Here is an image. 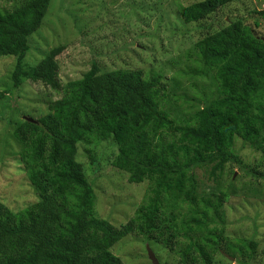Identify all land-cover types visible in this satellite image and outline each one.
Returning <instances> with one entry per match:
<instances>
[{"label": "trees", "instance_id": "obj_1", "mask_svg": "<svg viewBox=\"0 0 264 264\" xmlns=\"http://www.w3.org/2000/svg\"><path fill=\"white\" fill-rule=\"evenodd\" d=\"M235 1L204 0L180 15L186 24L202 22ZM50 2L30 0L0 12V58H16L13 87L25 78L61 92L37 124L23 121L14 132L37 201L19 213L0 204V264H123L111 248L134 233L171 252L178 247L181 264H212L221 246L233 255L240 247L224 238L227 194L200 197L194 170L209 167L215 177L230 165L264 181V173L247 168L235 150L239 140L264 156V36L236 20L195 43L201 68L194 74L210 77L218 95L178 124L160 106L165 87L157 75L102 72L92 64L81 79L61 86L59 48L21 71L27 39ZM253 13L264 25V11ZM104 141L117 147L111 165L128 175L129 184L149 183L145 204L119 228L95 216L93 188L76 161L79 143ZM245 243L254 254L256 243Z\"/></svg>", "mask_w": 264, "mask_h": 264}, {"label": "rangeland", "instance_id": "obj_2", "mask_svg": "<svg viewBox=\"0 0 264 264\" xmlns=\"http://www.w3.org/2000/svg\"><path fill=\"white\" fill-rule=\"evenodd\" d=\"M28 1L0 0V12H12ZM201 1L51 0L40 28L27 39L21 71H31L51 50L59 48L56 63L61 86L81 79L92 64L102 72L136 70L144 78L157 75L165 87L160 106L173 121L182 124L218 95L210 77L194 74L201 68L195 43L236 20L264 36L263 22L253 13L264 11V0H236L202 22L184 23L181 10ZM255 22L260 28H255ZM15 65L16 58H0V204L19 213L37 197L19 162L20 146L14 132L24 118L45 116L53 102L61 98V92L25 78H20L14 88L11 76ZM235 150L247 168L264 173L261 153L239 140L235 141ZM116 154L117 147L110 141L82 142L77 145L76 161L93 188L95 216L119 228L145 204L149 183L129 184L128 175L111 165ZM194 173L200 197L212 199L227 194L222 207L224 238L240 247L230 255L231 250L221 246L212 264H264V181L230 165L215 177L209 167L197 168ZM247 241L256 243L254 254L247 249ZM147 247L158 264H181L178 247L171 252L161 243L146 242L135 233L115 244L111 253L123 264H152Z\"/></svg>", "mask_w": 264, "mask_h": 264}, {"label": "water", "instance_id": "obj_3", "mask_svg": "<svg viewBox=\"0 0 264 264\" xmlns=\"http://www.w3.org/2000/svg\"><path fill=\"white\" fill-rule=\"evenodd\" d=\"M25 122L32 123V124H37V122L33 119L30 118H24ZM147 256L148 259L151 261L152 264H158L156 258L154 257L153 253L150 251V249L147 247ZM232 260V259H231Z\"/></svg>", "mask_w": 264, "mask_h": 264}]
</instances>
